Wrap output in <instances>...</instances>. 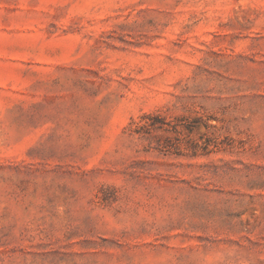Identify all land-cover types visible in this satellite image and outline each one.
Wrapping results in <instances>:
<instances>
[{"label": "rangeland", "instance_id": "obj_1", "mask_svg": "<svg viewBox=\"0 0 264 264\" xmlns=\"http://www.w3.org/2000/svg\"><path fill=\"white\" fill-rule=\"evenodd\" d=\"M0 264H264V0H0Z\"/></svg>", "mask_w": 264, "mask_h": 264}]
</instances>
